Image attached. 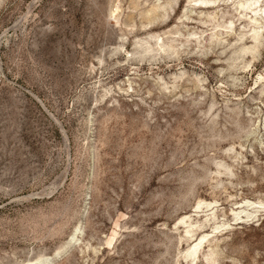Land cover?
Returning a JSON list of instances; mask_svg holds the SVG:
<instances>
[{
    "label": "rangeland",
    "instance_id": "obj_1",
    "mask_svg": "<svg viewBox=\"0 0 264 264\" xmlns=\"http://www.w3.org/2000/svg\"><path fill=\"white\" fill-rule=\"evenodd\" d=\"M0 264H264V0H0Z\"/></svg>",
    "mask_w": 264,
    "mask_h": 264
},
{
    "label": "bare ground",
    "instance_id": "obj_2",
    "mask_svg": "<svg viewBox=\"0 0 264 264\" xmlns=\"http://www.w3.org/2000/svg\"><path fill=\"white\" fill-rule=\"evenodd\" d=\"M197 6L198 7H202V5H200V3L198 2V4H197ZM259 37H260V34H256L255 36H254V40L257 42L258 40H259ZM160 47H161V49L163 50V51H166V45H163V44H161L160 45ZM255 47H257V46H255ZM254 47V48H255ZM253 48V49H254ZM152 49V47L151 46H147L145 49H144V52L145 53H148V52H150V51H153V50H151ZM250 50H252V49H243L242 50V52H244V53H246V52H248V51H250ZM202 203H204V202H202V201H200L199 202V208H200V206L202 205ZM256 205V203H253V202H250V201H247V202H245V205H239L238 206V208L237 209H242V208H244L245 206L246 207H253V206H255ZM202 207V206H201ZM211 207H213V205L212 204H210L209 205V207L208 208H211ZM255 208V207H254ZM252 209V208H251ZM246 211H241L240 213H238V214H236V216H237V220H242L243 221V218H251L252 217V215L251 214H248L246 217H242L241 216V214H244ZM249 212V211H248ZM253 214V213H252ZM243 216H245V215H243ZM205 242H206V236H203L202 238H200V239H197L196 240V243L194 244V246L190 249V251H189V255L190 256H196L197 255V253H198V251L202 248V246L205 244Z\"/></svg>",
    "mask_w": 264,
    "mask_h": 264
}]
</instances>
